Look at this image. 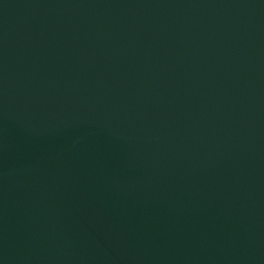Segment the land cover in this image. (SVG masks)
<instances>
[{
	"label": "water",
	"instance_id": "1",
	"mask_svg": "<svg viewBox=\"0 0 264 264\" xmlns=\"http://www.w3.org/2000/svg\"><path fill=\"white\" fill-rule=\"evenodd\" d=\"M0 264H264V0H0Z\"/></svg>",
	"mask_w": 264,
	"mask_h": 264
}]
</instances>
